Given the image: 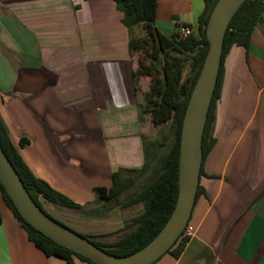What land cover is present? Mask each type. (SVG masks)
I'll use <instances>...</instances> for the list:
<instances>
[{
	"label": "crops",
	"instance_id": "0c3cea01",
	"mask_svg": "<svg viewBox=\"0 0 264 264\" xmlns=\"http://www.w3.org/2000/svg\"><path fill=\"white\" fill-rule=\"evenodd\" d=\"M203 7V0H157L155 25L163 33L164 18L170 34L181 24L197 34ZM128 37L111 0H0V117L32 173L81 210L117 168L141 164V90ZM213 114L192 234L178 256L152 264H264V23L247 49L233 46L224 56ZM72 211L84 218L75 217L78 227L108 221L106 212ZM0 212V264H68L29 241L2 201Z\"/></svg>",
	"mask_w": 264,
	"mask_h": 264
},
{
	"label": "trees",
	"instance_id": "16d2710c",
	"mask_svg": "<svg viewBox=\"0 0 264 264\" xmlns=\"http://www.w3.org/2000/svg\"><path fill=\"white\" fill-rule=\"evenodd\" d=\"M111 1L121 13V22L128 30L127 47L129 53L133 54L138 51L141 55L137 60L138 66L134 70L133 76L135 80L140 75L149 77L148 90L142 93L144 103L141 101L138 103L139 118L142 119L145 111L151 114L155 123L166 122L171 116L168 133L160 141H147L144 136H141L143 152L141 167L138 169H119L113 172L111 174V185L108 188H97V200L102 201L101 207L89 211L81 210L78 204L32 173L11 142L1 117L0 145L31 198L51 218L54 217L44 209L41 199L54 206L85 211L88 215H99V213L105 212L104 210L107 211L115 206L126 208L141 204V210L126 223L129 230L115 240H105V236L102 234L79 233L110 254L126 256L139 250L160 231L175 206L178 191L180 129L189 95L208 48L205 25L216 0H203V11L198 17V32L196 34L192 31L186 37H180L176 31L166 36L157 29L155 25L157 0ZM260 23H264V0H244L232 16L225 31L219 71L202 136L203 158L213 144L210 131L214 119L215 102L220 92L223 58L233 46L247 49L252 30ZM139 25H141L143 32L141 35H136L134 28ZM186 66L188 72L183 77V70ZM23 144H25V141L19 140V145ZM146 173H148V181L143 184L139 191L132 192L120 201V194L134 183V177ZM200 189L201 187L198 186L196 198L200 193ZM1 201L9 208L17 223L25 230L28 240L40 249L45 256L60 257L68 264L73 263L74 257L89 264H96L89 258L59 245L33 228L17 212L0 183ZM54 219L59 221L56 218ZM59 222L66 225L61 221ZM187 239V236L180 234L166 253L178 256L183 250Z\"/></svg>",
	"mask_w": 264,
	"mask_h": 264
},
{
	"label": "water",
	"instance_id": "95a60500",
	"mask_svg": "<svg viewBox=\"0 0 264 264\" xmlns=\"http://www.w3.org/2000/svg\"><path fill=\"white\" fill-rule=\"evenodd\" d=\"M244 0H216L205 25L208 48L184 111L179 140L175 206L160 231L139 250L116 256L48 216L34 202L0 145V183L17 212L33 228L96 264H152L187 226L196 199L202 164V136L219 71L228 24Z\"/></svg>",
	"mask_w": 264,
	"mask_h": 264
},
{
	"label": "rangeland",
	"instance_id": "374dc122",
	"mask_svg": "<svg viewBox=\"0 0 264 264\" xmlns=\"http://www.w3.org/2000/svg\"><path fill=\"white\" fill-rule=\"evenodd\" d=\"M165 21L166 20H164V18H162L161 20H158L157 25L160 27L161 31L166 36H169L170 32L172 30L170 32H168L171 27L168 26L167 24H165ZM142 32H143V30H142L141 25L137 26L134 29V33L136 35H141ZM132 55L134 56V61H136V63H138L137 60H138L139 56H141L140 52H138V51L134 52ZM187 72H188V67L186 66L185 69L183 70L182 76L184 77V75H186ZM148 80H149V77L147 78V76H141V75L139 76V79H138V81H139L138 85H139V88L141 90L139 98H140V101L142 103H144V101L142 99V93L144 91H142L141 88H143V86H145L147 84ZM147 87H148V84H147ZM137 114H138V110H137ZM171 118L172 117L170 116L168 118V120L166 122H163V123H155L151 114L148 111H145V113H143V116L141 119L142 127H144V133H143L144 138L147 141H150V140L160 141L162 139V137L166 133H168V131H169V123L171 121ZM140 143H141V139H140ZM141 148H142V145H141ZM141 153H142V150H141ZM140 163H141L140 164V167H141V165L143 163V156H141V162ZM119 169H121V168H117L116 171ZM136 169H138V168H136ZM123 174H125V173H123ZM147 176H148V173H146L142 176L136 175L134 177L135 178L134 183L131 186H129L127 189H125V191H123L120 194L119 200L122 201V200H124V198L126 196L130 195L132 192L139 191V189L143 186V184H145L148 181ZM96 195H97V191H96ZM41 202H42L44 209L48 213H50L54 217L62 220V222L64 221L63 223H65L66 225H68V226L70 225L69 227L72 228L73 230H75L76 232H78L80 234H92V233H94L93 232L94 230L95 231L102 230L101 234L109 235L108 237H106L108 240H115L117 237L121 236V234H123L125 231L129 230V228L126 227V223L129 221V219L132 216L137 214L142 208L141 204H135V205H132V206H129L126 208H122L119 206L112 207V208L108 209L107 211L104 210L107 213V219H108L107 222H105L106 220L104 221L105 223L101 220H98V221L91 220L92 223L89 221H86V223H90V225H92V226L89 225V226H87L88 228H86L83 226L78 227L79 225L77 224V222L80 223V221H81V223H82V220H84V218L76 216L73 213L72 209L69 210L68 208H65V207L56 206V207H60V208H65V209H60L61 212H57V211L53 210L51 207H49V205L47 204L46 201H44V199H41ZM99 203H100V201L95 199L94 204H92L88 208H84V209L86 211L94 210V209L97 210L98 208L101 207V206H99ZM80 209H82V208L80 207ZM70 211H72V213H69ZM77 212H79V210H77ZM83 212L85 214V211H83ZM83 212L82 213L79 212V213L81 215H83ZM76 214H78V213H76ZM75 217L82 219V220H77ZM93 225H95V226H93ZM94 234H100V233L96 232Z\"/></svg>",
	"mask_w": 264,
	"mask_h": 264
},
{
	"label": "built area",
	"instance_id": "2783aa9c",
	"mask_svg": "<svg viewBox=\"0 0 264 264\" xmlns=\"http://www.w3.org/2000/svg\"><path fill=\"white\" fill-rule=\"evenodd\" d=\"M180 37L189 36L192 33V28L188 25H179L175 30ZM192 234V227L187 225L183 230L182 235L189 237Z\"/></svg>",
	"mask_w": 264,
	"mask_h": 264
},
{
	"label": "clouds",
	"instance_id": "9594fccd",
	"mask_svg": "<svg viewBox=\"0 0 264 264\" xmlns=\"http://www.w3.org/2000/svg\"><path fill=\"white\" fill-rule=\"evenodd\" d=\"M187 225H188V224H187ZM186 227H187V226H186ZM186 227H185V228H186ZM185 228H184V229H185ZM182 232H183V231H182ZM182 232H181V234H182Z\"/></svg>",
	"mask_w": 264,
	"mask_h": 264
}]
</instances>
